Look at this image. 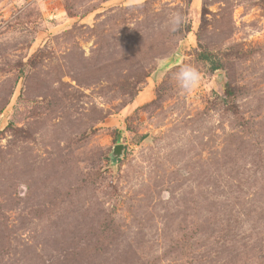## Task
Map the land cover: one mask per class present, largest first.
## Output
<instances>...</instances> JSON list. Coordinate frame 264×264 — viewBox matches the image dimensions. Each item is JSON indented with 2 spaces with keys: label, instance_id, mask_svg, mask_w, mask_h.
Wrapping results in <instances>:
<instances>
[{
  "label": "rangeland",
  "instance_id": "obj_1",
  "mask_svg": "<svg viewBox=\"0 0 264 264\" xmlns=\"http://www.w3.org/2000/svg\"><path fill=\"white\" fill-rule=\"evenodd\" d=\"M0 264H264V0H0Z\"/></svg>",
  "mask_w": 264,
  "mask_h": 264
},
{
  "label": "clouds",
  "instance_id": "obj_2",
  "mask_svg": "<svg viewBox=\"0 0 264 264\" xmlns=\"http://www.w3.org/2000/svg\"><path fill=\"white\" fill-rule=\"evenodd\" d=\"M186 16L180 11L169 14L166 27L170 32H176L186 23ZM180 89L184 93H190L198 88L201 83V72L199 68L191 63H182L175 73Z\"/></svg>",
  "mask_w": 264,
  "mask_h": 264
},
{
  "label": "water",
  "instance_id": "obj_3",
  "mask_svg": "<svg viewBox=\"0 0 264 264\" xmlns=\"http://www.w3.org/2000/svg\"><path fill=\"white\" fill-rule=\"evenodd\" d=\"M123 150H124V145L122 144L116 145L113 150V158L118 159L122 155Z\"/></svg>",
  "mask_w": 264,
  "mask_h": 264
},
{
  "label": "trees",
  "instance_id": "obj_4",
  "mask_svg": "<svg viewBox=\"0 0 264 264\" xmlns=\"http://www.w3.org/2000/svg\"><path fill=\"white\" fill-rule=\"evenodd\" d=\"M204 58H206L207 60L212 62L214 70H218L219 69V65L216 62L213 61V59H212V57L210 55L204 54ZM228 93H230V95L233 94L232 90H230V91L228 90Z\"/></svg>",
  "mask_w": 264,
  "mask_h": 264
}]
</instances>
